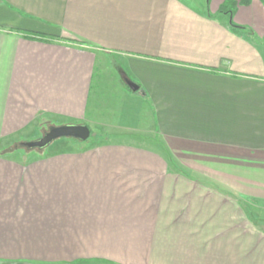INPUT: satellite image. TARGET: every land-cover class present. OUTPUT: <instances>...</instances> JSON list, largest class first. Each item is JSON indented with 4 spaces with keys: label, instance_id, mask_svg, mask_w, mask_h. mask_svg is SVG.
<instances>
[{
    "label": "crops",
    "instance_id": "0c3cea01",
    "mask_svg": "<svg viewBox=\"0 0 264 264\" xmlns=\"http://www.w3.org/2000/svg\"><path fill=\"white\" fill-rule=\"evenodd\" d=\"M225 1L0 0V139L103 125L102 61L160 144L0 156V264H264V4Z\"/></svg>",
    "mask_w": 264,
    "mask_h": 264
},
{
    "label": "rangeland",
    "instance_id": "374dc122",
    "mask_svg": "<svg viewBox=\"0 0 264 264\" xmlns=\"http://www.w3.org/2000/svg\"><path fill=\"white\" fill-rule=\"evenodd\" d=\"M109 65V69H106L102 61L98 63L89 108L90 116H92V118L94 117L97 122L99 121V123L103 125H95L93 124V121H91L90 128L92 134L87 141L78 142L77 140V142H75L73 140H68L69 138H61L44 149L45 152H53L60 148H71L72 145L82 148L101 144L107 138L103 130H107L108 135L114 136V138L119 141L159 149L160 144L152 140L156 137V133H153L156 129H154L155 126L150 114L144 107L142 109L136 107L133 108L128 103L123 107L124 104H122L121 97L113 93L112 86L117 78L116 75L118 70L114 62L109 63ZM89 120H91V118H89ZM80 123L81 122H77L75 124ZM61 125H66V121L56 118H48L38 127L35 133L28 136V139L27 137L20 138L19 136L9 139H0V156H10L17 160H24L28 156H33L31 158H37L35 156L41 154L43 150H28L27 148L22 147L21 143L40 139L51 127ZM259 205L260 204L258 203L257 207H255V213L260 217L261 215H264V205L261 207H259Z\"/></svg>",
    "mask_w": 264,
    "mask_h": 264
},
{
    "label": "water",
    "instance_id": "95a60500",
    "mask_svg": "<svg viewBox=\"0 0 264 264\" xmlns=\"http://www.w3.org/2000/svg\"><path fill=\"white\" fill-rule=\"evenodd\" d=\"M128 87L133 92L145 93L140 90V86L134 81L127 80ZM91 136V129L87 124H66L61 126L51 127L47 133L40 139L34 141L22 142L21 146L28 150H44L53 142L61 138L75 139L78 141H87Z\"/></svg>",
    "mask_w": 264,
    "mask_h": 264
},
{
    "label": "trees",
    "instance_id": "16d2710c",
    "mask_svg": "<svg viewBox=\"0 0 264 264\" xmlns=\"http://www.w3.org/2000/svg\"><path fill=\"white\" fill-rule=\"evenodd\" d=\"M262 3L264 4V0H261ZM251 0H241L240 4L244 5V6H248L250 5ZM237 6V3L234 0H226L225 3L223 4L222 8H221V12H225L230 14V16H232L233 18V14L235 12V8ZM234 27H237L235 25H233ZM92 134V131H91Z\"/></svg>",
    "mask_w": 264,
    "mask_h": 264
}]
</instances>
